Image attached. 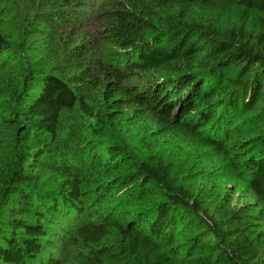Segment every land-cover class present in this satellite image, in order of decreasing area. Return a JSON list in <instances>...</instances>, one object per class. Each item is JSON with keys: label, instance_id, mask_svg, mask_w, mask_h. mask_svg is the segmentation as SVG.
Masks as SVG:
<instances>
[{"label": "trees", "instance_id": "obj_1", "mask_svg": "<svg viewBox=\"0 0 264 264\" xmlns=\"http://www.w3.org/2000/svg\"><path fill=\"white\" fill-rule=\"evenodd\" d=\"M0 264H264V0H0Z\"/></svg>", "mask_w": 264, "mask_h": 264}]
</instances>
